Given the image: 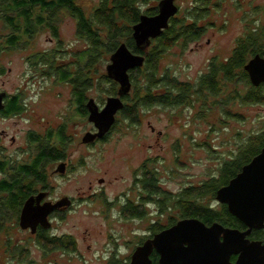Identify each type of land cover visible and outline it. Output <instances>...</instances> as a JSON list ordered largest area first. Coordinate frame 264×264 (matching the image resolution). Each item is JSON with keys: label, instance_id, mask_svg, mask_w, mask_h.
<instances>
[{"label": "rangeland", "instance_id": "rangeland-1", "mask_svg": "<svg viewBox=\"0 0 264 264\" xmlns=\"http://www.w3.org/2000/svg\"><path fill=\"white\" fill-rule=\"evenodd\" d=\"M100 1L77 0V5L89 18ZM176 5L179 7L176 17L184 19L195 8L196 0H176ZM211 8V14L202 20L207 27L204 36L186 47L177 44L170 48L160 59V73L168 71L181 82L196 83L202 74L208 72L212 60L224 63L231 57L238 41L249 32L248 26L254 30L257 25L264 26V0H212ZM147 9L146 5L143 6L144 12ZM34 13L40 11L37 9ZM57 27L58 38L49 27H41L32 38L22 35L19 44L11 49L1 44L11 30L0 22V92L8 97L19 96L24 108L20 115L0 117V153L4 154L3 159L11 157L23 163H17L16 167L10 160L7 164L9 173H19L26 164L24 162H30L36 153L37 145L29 144V135L43 136L49 129L64 127L68 137L64 148L70 170L65 178L53 176L49 182L56 196L69 195L77 202L73 200L71 211L63 220L55 222L53 232L59 237H74L78 241L76 250L80 253L74 254L72 243H67L68 251L65 252L43 239L29 240L31 234L20 229L16 214L4 209L5 198H1L3 193L0 192V264H108L110 253L106 251L120 250L119 255L124 256L128 245L133 246L142 235L143 226L109 222L107 218H116L114 207L103 213L99 200L89 196L102 186L110 199L123 195L124 179L115 180L128 176V163L135 166L143 159H152L162 173L164 191L175 193L181 200L186 197L183 193L188 188L219 178L223 163L233 160L249 139L264 133V98L244 104L242 99L249 86L240 74L241 81L236 87L240 92L238 98L234 100L233 88L228 85L220 96L208 98L207 108L214 110L207 115L201 113V102L187 107L142 108L133 122L120 111L114 131L105 144L98 147L85 145L82 139L94 126L81 114L72 83L60 81L54 67L38 57H53L56 65L74 71L78 64L83 65L79 59L88 43L78 35L77 20L70 13H58ZM110 57L103 53L93 63V67L96 66L95 80L107 77ZM133 74L136 77L137 74ZM110 89L112 86L107 79L101 84L94 81L93 87L86 91V97L103 107L109 97L117 94ZM228 98L231 104L226 106L223 103ZM55 142L57 145V140ZM51 166L48 173L54 172L57 164ZM101 178L104 179L102 185L98 183ZM30 180L25 179L23 184ZM191 199L187 198L186 202L194 201V197ZM202 203L213 205L216 210L221 208L216 197L211 195H207ZM189 211L178 206L163 218L159 217L162 219L159 222L166 225L167 218L182 219V214H189ZM4 213L6 216L2 217ZM148 213L147 228L154 229L152 223L156 214L151 208ZM68 241L64 238L65 243ZM88 246H91V253L86 252ZM43 249L53 251L46 254Z\"/></svg>", "mask_w": 264, "mask_h": 264}, {"label": "trees", "instance_id": "trees-1", "mask_svg": "<svg viewBox=\"0 0 264 264\" xmlns=\"http://www.w3.org/2000/svg\"><path fill=\"white\" fill-rule=\"evenodd\" d=\"M161 0H101L88 18L81 7L77 5V0H0V22H3L11 30L1 44L13 49L20 42V37L27 36L32 38L38 28L49 27L54 36L58 38L57 15L60 11L70 13L77 20L78 35L88 43L87 49L82 53L79 62L83 63L75 67V70L56 65V60L47 55H43L39 60L47 61L58 74L62 82H71L74 87L76 104L84 116H88L86 109V91L93 87L94 81L99 84L103 79H107L111 84L114 95L118 96L119 85L108 77H98L94 79L96 70L94 69L95 60L101 58L104 53L111 56L122 43H126L129 49L136 54L146 57L143 68L130 71L132 90L130 94L123 96L124 108L121 113L131 122L142 108L161 106L167 108L194 106L195 102L202 103L201 113L206 115L212 110L207 108V100L210 97L220 96L224 88L231 85L234 91V100L238 98L240 92L236 88L239 84L241 74L243 82L249 86L246 96L242 101L244 104L253 103L264 98L261 91L264 85L252 87L249 76L244 70L250 57L264 55V26L257 25V29H249L248 33L238 41L237 47L230 58L224 63L212 60L208 72L202 74L196 83L181 82L176 76H172L168 71L160 73V59L170 48L177 44L187 46L197 42L207 31V27L202 24V20L211 13L212 0H196L195 8L184 19L176 16L170 20L169 27L157 39L152 41L147 53H142L136 46L133 39V26L140 21L143 14L155 16L158 14V3ZM153 3V5H151ZM148 9L144 12L143 6ZM199 5V6H198ZM216 4L215 6H217ZM40 13L35 14L36 10ZM0 44V48H1ZM46 63V65H48ZM93 67V70L91 69ZM136 73V77L134 74ZM259 90V93H258ZM261 96V97H260ZM237 102V101H236ZM234 102V103H236ZM226 103V104H225ZM223 104L229 106L231 99L228 98ZM24 110L21 105V98L14 96L7 103V114H20ZM67 141V136L60 139ZM32 142L38 143V136L31 138ZM60 142V141H59ZM264 148V133L249 139L245 147L231 161L224 162L220 168V177L214 178L203 183L199 187H190L183 193L188 199L194 197L190 205L182 206L187 198L180 200L181 208H186L188 213L182 214V218H197L207 225L221 223L226 227L240 229L244 227L238 219L233 217L226 205H219V210L214 209L213 205H204L203 199L207 195L216 197L217 191L228 185L229 182L242 171V168L249 164ZM48 151V150H47ZM54 151V149H52ZM49 153L42 152L35 162L32 169L26 170L27 166L20 168L19 175L13 183L3 181L0 183V191L8 194V200L4 202V209L17 214L19 207L23 204L28 194L24 192L22 181L24 175L32 178L39 177L38 170L40 163ZM56 156V155H55ZM54 155L53 158H56ZM1 171L6 170L7 163L1 162ZM150 175L155 176V173ZM194 193V194H193ZM193 194V196H191ZM192 200V199H191ZM165 211V208L163 209ZM6 216L4 213L2 217ZM263 231H258V237L262 236ZM47 244L56 247L66 248L67 243L63 241L42 238Z\"/></svg>", "mask_w": 264, "mask_h": 264}, {"label": "water", "instance_id": "water-1", "mask_svg": "<svg viewBox=\"0 0 264 264\" xmlns=\"http://www.w3.org/2000/svg\"><path fill=\"white\" fill-rule=\"evenodd\" d=\"M175 2L161 0L157 15L143 14L133 26V39L142 53H147L152 41L168 29L170 20L178 14L179 7ZM145 63L146 57L133 53L126 43L111 55L106 67L107 77L119 85L118 96L109 97L103 109L94 99L87 101L89 122L98 132L87 133L82 140L84 144L104 138L110 131L117 114L124 108L123 96L132 90L130 71L143 68ZM244 70L253 87L264 84V56L253 57ZM6 95L0 94V110L4 109ZM59 167V171L64 173L66 164ZM216 200L226 205L229 213L247 230L227 228L221 223L208 226L196 218L181 220L139 246L133 254L132 264H143L153 250L161 254V264H264V243L249 239L254 230H264V148L228 185L217 191ZM35 201L39 202V198H30L22 210L20 225L24 230L31 228L34 232L38 224L45 227L52 209L70 206L67 198L54 206L47 203L37 207ZM233 257H236L235 261Z\"/></svg>", "mask_w": 264, "mask_h": 264}, {"label": "flooded vegetation", "instance_id": "flooded-vegetation-1", "mask_svg": "<svg viewBox=\"0 0 264 264\" xmlns=\"http://www.w3.org/2000/svg\"><path fill=\"white\" fill-rule=\"evenodd\" d=\"M11 98L12 97H8V95H6V97L4 98V109L0 110V117L11 118V117L20 115L19 113L15 115L7 114V103L10 101ZM106 102L103 105V107H100L98 104L97 105L100 107V109H103L106 105ZM87 119L89 122V111H88ZM117 119L118 117L116 116V122L114 123L110 131L104 136V138H96L93 142L89 144H85V145L98 147V146H101L102 144H105L108 141L110 134L113 133L114 131V128L118 122ZM152 131L155 132V129L152 128ZM90 132L97 133L98 130L94 126V129H92L91 131L87 133H90ZM34 136H35L34 134L29 135V144H32L31 138H33ZM38 136H39L38 143L33 142L34 144L37 145L36 153L34 157L31 159L30 162H24L26 163L24 166H27L26 170L28 171L29 169H32V167L35 165L37 158H39L38 156L41 155L42 152L49 153V154L46 155V158L39 165V170H38L39 177L35 178L34 180L24 175L25 177L23 178V181L25 179H28V180L31 179V180L27 182L26 185L23 184V181H22V184H23L22 187L24 189V192L28 194V197L24 200L21 207H19L20 209H19V212H17L16 219H15L16 223L22 231H27L31 234V236L29 237V240L36 241V239L40 240L42 238L47 237L49 239H53V240L56 239L58 241H63L64 238H67L69 241L66 243H72L75 246V249H74L72 245L74 254H77L78 252L80 253V251L76 250L77 249L76 243L78 241L74 237L70 235L59 237L57 234H54L53 232L55 229V226H54L55 222L57 223L59 219L63 220V217L67 213H69L71 209L73 208L74 201L75 203L77 202L76 199H73L69 195L68 196L60 195L59 197L56 196L57 194L52 189V187L50 186L51 184L49 182V180L52 179L53 176H59L61 178H65L67 176V173H69V170H70V164L67 161L68 160L67 152L64 148L66 141L62 142L60 140L66 136L65 129L63 126H61L58 130L49 129L46 131L45 135L43 136L38 135ZM44 136H45L44 141L41 142L40 140ZM56 140L58 142L57 145L55 142ZM12 142L14 143V139H12ZM52 149H54V151H52ZM53 155L54 156L56 155L55 156L56 158H53L52 157ZM3 158H4V154L0 153V167L2 164L1 162H5L8 164L10 160L14 161L11 157H9L8 159H3ZM14 163L16 167L18 166L17 163L23 164V163L18 162V160L17 161L15 160ZM53 164H57L56 169L54 170V172L48 173L47 170L50 169V167H52L51 165ZM61 164H66L64 173L57 172L58 167ZM153 172L155 173V176L150 175ZM0 175L2 176V179H0V183H2L3 181H7L8 183H13L17 179V176L19 175V173H17L16 171H15V174L9 173L7 171V165H6V170L5 171L0 170ZM127 175H128L127 177L123 178V176H120L119 178L115 180L116 182H119L120 180L124 179V183H126V187H125L123 195H117L114 199H110L108 196H106L105 192L103 191L104 187L102 186L100 190H96L91 196H89L91 199L95 198L96 200H99V202L101 203V210H104L103 213L109 212L111 207H114L116 218H111V219L107 218L109 222L112 221L118 224H122V226H125L126 224H134V225L140 224L143 226L142 235L139 237L138 241L133 243V246L128 245L127 249L124 251V256L119 255V253L121 252L120 250H112L111 252L106 251L107 253L108 252L110 253L108 255V258H110L108 264H132L133 254L135 253L136 249L139 246H142L148 240L154 239L157 234L167 229H170L171 227L176 225L181 220L191 219L187 217L182 218V219H177L176 217H173V218H167L166 225L161 224L159 222L160 220H162L161 218H163L164 215L167 214L168 211L170 212L173 210V208L178 209V206L180 207V200H178V197L176 196L175 193L164 191L165 189H163V184L161 180L162 173L155 166V163H153L152 159H147V158L143 159L139 165H135V166L134 165L132 166L131 163H128ZM98 183L101 185L104 184V179L103 178L99 179ZM37 186H40V187L38 188ZM89 189L92 190L93 187L90 186ZM0 192L3 193L1 198H5L4 202H6V200H8V197H9L7 192L5 191H0ZM30 198H37V199L39 198V202L35 201V206L37 207L43 206L47 203L51 204V206H54L58 204L60 201H64L66 198L70 200V206L65 209L61 207L52 209L51 212L47 216V223L45 224L46 226L48 225V228H45L46 226L43 227L42 224H38L33 232L31 228L24 230L21 228V225H20V222H21L20 218H21L22 210ZM1 202L2 201H0V203ZM192 202L193 201L186 202L185 200L184 202H182V206L190 205V203ZM1 206L2 205L0 204V207ZM149 208L154 210L156 214L155 221L152 223L155 226L154 229L147 228L146 221L149 215L148 213ZM164 208H165V211L163 210ZM157 225L159 226L157 227ZM227 228H232V227H227ZM239 230L246 231L247 227L244 225V227L240 228ZM258 231H263V230H254L252 234L249 236V239L251 241H261L264 243V238L258 237L257 235ZM55 248H60V247L55 246ZM63 249L65 250V252L68 251L66 248H63ZM43 251L44 253L49 254L53 250L43 249ZM55 251H58V250H54V252ZM86 252L88 253L92 252L91 246L87 247ZM148 260H146L143 264H161V254L157 250H153ZM235 260H236V257H233V261Z\"/></svg>", "mask_w": 264, "mask_h": 264}, {"label": "bare ground", "instance_id": "bare-ground-1", "mask_svg": "<svg viewBox=\"0 0 264 264\" xmlns=\"http://www.w3.org/2000/svg\"><path fill=\"white\" fill-rule=\"evenodd\" d=\"M221 204V203H220ZM223 205V204H222Z\"/></svg>", "mask_w": 264, "mask_h": 264}]
</instances>
